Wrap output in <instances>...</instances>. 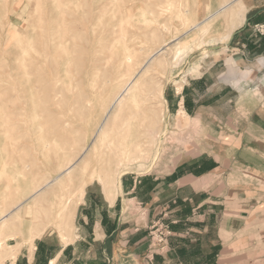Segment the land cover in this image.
I'll use <instances>...</instances> for the list:
<instances>
[{
	"label": "rangeland",
	"instance_id": "1",
	"mask_svg": "<svg viewBox=\"0 0 264 264\" xmlns=\"http://www.w3.org/2000/svg\"><path fill=\"white\" fill-rule=\"evenodd\" d=\"M57 1L58 0H0V105L2 103V106H0V170L4 168V165H6L8 170V172H5L0 178V206L2 210L8 211L13 208L22 199L21 197H23L24 200H22L25 201L27 196L23 195L24 191L18 193V185L23 188L29 186L30 182L28 183V179H30V181L34 180L32 181L33 187L44 184L48 179L56 176L61 169L69 164V162L75 160L82 153L84 148L88 145H92V147H90L87 156L84 158V162H81L76 168L72 182L62 188L58 187L53 189L52 186H50L51 188L48 187L37 196L38 203L36 206L32 204L34 200L30 199V204L25 205V208H27L26 210L25 208L24 210L21 208L19 212L11 216V219L8 220L6 224H1L0 222L1 262L9 256L6 239L9 236H13V234L15 235L18 229L20 231L23 227H26L27 230L31 228L29 231H35V235H39L48 226L60 228L65 217L62 218L63 215L59 213L65 211L63 208L64 206L67 205L66 207L69 208L70 204L76 203L77 210V208H81L80 206H84V204L88 207L101 208L105 206L106 202H114L118 194L122 193V187L119 189V181H123L125 175L130 176L133 172H147L153 170H158L160 174H165L189 157H193V160H197L201 163H203L205 158L209 160H214V157L216 159H223L226 153L221 151V149L227 144L230 145L232 142L235 143L236 129H230L228 127L223 128V123L221 121L212 122L213 129H215L216 132L203 128L199 122L188 124L186 121L188 118L187 112L191 114V111L187 107L179 108L177 104H173L177 101L176 93L182 92L181 89L187 79L198 77L201 75V72L211 70L212 74H214L222 69L225 55L224 52L221 51L223 50L221 48L227 45V42L224 43L222 38L230 27L234 30V27L237 26V24L236 26H231V20L227 13L229 9L220 12V14L217 13V15L212 16L203 25L197 28L190 29V27H192L193 24L203 21L217 11L220 6L231 0H115V2L118 3H115L114 0H101V2L99 0H59V3ZM74 1L76 2L73 3ZM62 2H64L63 5ZM165 2L166 4L172 2V9L170 10L164 7V11L161 13L160 7L163 3L165 4ZM77 3L78 5L81 3L80 6H82V9L79 8L80 6H78ZM95 4L96 6L93 7ZM166 4L164 6H167ZM239 4L240 3L234 2L231 8ZM73 5H77V7H73ZM70 6L72 8H70ZM115 8L117 9L116 11ZM149 9H153L151 13L155 16V20L153 15L149 14ZM78 11H81V13ZM144 11H146L148 17L153 19L156 23L153 22L152 24L154 25L151 24L150 27L144 28V30L140 28L142 26L140 25L141 22L137 21V26H135V28L124 23L129 31V35L131 32L138 31L139 33L141 30L142 32H148L151 29L156 30L158 32H156V37H153L154 40L150 39L151 42L149 43V46H151L154 51L159 50L163 43L175 38V36H177V41H172V45H169V47L165 49V53L160 52V54H157L158 56H156L155 60L160 61L155 63L154 70L152 69L148 72H151L150 74L146 73L144 77L145 82H143L140 87L137 99L131 101L129 103L130 105H126L123 110L119 111L118 118L115 121L117 126L115 127V125H113L112 128L108 130L106 136L97 138L94 143L96 131L113 95V91H111L109 86L102 87V82L104 80L103 75L114 71L113 64L115 61L113 59L112 62L105 63L99 61L95 64H91L88 62V57L91 52L96 51L99 53V56L109 55L111 53L112 42L119 37V27L116 26L119 25L118 22L123 17V14L126 16V20L130 19L135 21ZM60 12L62 14H60ZM137 12H139L138 15ZM99 16L101 18L105 17V19L99 20L101 19ZM129 16L132 17L128 18ZM97 17H99L98 20H96ZM62 19V24L66 25H63L64 27L61 24ZM92 25L98 30L95 37L91 36L92 33L90 28ZM258 25L264 24H254V30L264 35V31L261 30ZM186 31L189 33L187 32V34H185ZM31 36H33V38ZM143 37L142 35L141 38ZM51 38H53V40ZM94 38L96 43H94ZM29 39H31L30 42L34 43L30 45ZM49 39L50 41H48ZM62 39L68 41L66 42V47L63 46L62 51L60 50V54L63 55L62 57L64 58L72 56L73 59H75L73 61L76 62H71L70 64L71 74L69 75V79L68 77L64 79L67 82L63 80L56 84L55 77H57L58 72L57 64L51 60L53 57H50L48 63L43 65L44 70L35 65L33 58L38 55L37 52L45 55L48 51V47L50 48L53 42L57 43ZM176 42L183 43L184 45L187 44L188 50L186 51V48L184 52L176 55ZM21 43L23 46L20 45ZM38 43L40 47L37 45ZM75 46L77 49L74 51V48H76ZM105 46L106 48H101ZM190 47L192 49H190ZM34 49L37 50V52L35 51L37 54L36 56L34 55L35 53H33ZM119 49L121 50L123 47L120 46ZM68 50L69 52L67 53ZM20 51H22L23 56L20 54ZM18 52L19 55H17ZM16 55L17 57H15ZM24 55H26V57H24ZM29 55L33 57H29ZM21 56L25 59H27V57L30 58L27 59L28 61L26 63L29 70L22 65ZM16 60L18 66H16ZM4 61L7 62L5 63ZM12 62H15V67ZM19 64H21L20 67L23 69H19ZM95 70L99 82L96 79L97 82L92 79ZM30 74L34 76V79ZM84 77L87 78L85 79ZM11 78L12 81H10ZM17 79L18 82L20 81L21 85L16 82ZM70 81L72 83L75 81L76 83L72 84ZM4 82H11L13 84H6ZM23 82H27V84H23ZM68 83L71 85H68ZM90 84H95V88H93V86L90 87ZM72 85L74 88H72ZM23 86L27 87L25 90L26 92ZM66 86H68V90ZM19 87H21V89ZM69 88L72 89L70 90ZM160 88H163L162 95L160 94ZM42 89H44L43 92ZM73 89L75 90L73 91ZM21 90L23 93H21ZM29 90H32L31 93H28L30 92ZM37 90L40 92H36ZM23 94H27V98H25L26 96ZM57 94L59 96H57ZM44 99L45 102H43V105L42 101ZM57 99H60V102L57 101ZM36 100L37 102L33 103ZM28 105L31 106L30 109ZM181 110L185 111L187 117H184L185 119L182 121L178 118V114ZM64 112L66 113L64 114ZM33 114H35L34 118ZM126 120H128L131 125L128 123L125 126L124 122ZM36 123L39 126L36 127ZM228 123L231 125L232 121ZM119 127L123 131L120 130ZM3 130L5 131L3 132ZM40 131V135H43L42 137H38ZM55 136L56 138H54ZM248 139H250V142L253 141L251 137ZM254 140H257V138L255 137ZM45 142L48 144L47 146H44ZM249 144L251 145V143ZM257 144L264 147L263 136L257 140ZM158 146L161 147V150L160 148H156ZM2 148L6 150L4 151ZM64 150L65 152H63ZM53 152H55V154ZM58 153L61 154V157ZM251 153V151L245 153L244 158H251ZM49 154L51 156H49ZM228 155L230 156L232 154ZM58 159H60L61 162H59ZM85 160H88V162L85 163ZM83 164H85L86 167H82L81 165ZM260 165L264 167V159L262 158L260 159ZM155 166L157 167L155 168ZM17 173H20L17 178L19 184H16L13 177V175ZM114 177H116L117 181V192L115 198L112 199L105 184L108 181L112 182ZM244 180V187H251V176L245 175ZM231 182L235 184L234 179ZM261 183L263 184L260 185L262 189L264 188V182ZM82 186H85L84 193L80 194L79 189ZM59 189L61 191L57 192ZM65 189L68 192H65ZM52 190H54L53 195ZM63 194H67V196ZM62 202L63 204L61 205ZM116 204L121 210L122 203L120 200ZM32 208H34V210ZM123 210L127 212L138 211L135 204L128 205V203L124 204ZM156 222L168 225L171 230L170 224L162 218H157L152 221L148 228L149 243L143 254L145 264H154L157 255L162 256L170 251L172 230L171 234L168 236L167 246L165 248L160 247V249L155 252L153 259L151 261L148 260L150 245L152 242L156 241V229L152 226ZM263 228L264 225H259V227H257V230L260 229L259 233H257L255 229H253L251 233H246V235L251 238L252 234L256 232L253 236V241L242 250L238 249L235 253L230 251L225 258L224 264H264ZM8 230L11 231L8 234L5 233ZM157 244L159 245L158 242Z\"/></svg>",
	"mask_w": 264,
	"mask_h": 264
},
{
	"label": "crops",
	"instance_id": "2",
	"mask_svg": "<svg viewBox=\"0 0 264 264\" xmlns=\"http://www.w3.org/2000/svg\"><path fill=\"white\" fill-rule=\"evenodd\" d=\"M235 3L246 13L221 48L222 69L187 79L173 103L191 111H186L188 124L199 122L216 132L212 122L221 121L223 128L237 130L235 143L221 149L223 159L213 156L201 163L189 157L165 174L125 175L114 202L80 206L69 230L48 226L35 235L18 229L6 239L12 254L0 264H145L148 228L157 218L170 224L172 236L170 251L157 255L154 264H224L230 251L253 241L257 227L264 225V147L257 144L264 137V35L253 27L264 24V0ZM248 151L252 157L245 159ZM245 175L251 176V187H244ZM125 203L138 211L123 210ZM253 229L250 238L246 233Z\"/></svg>",
	"mask_w": 264,
	"mask_h": 264
},
{
	"label": "bare ground",
	"instance_id": "3",
	"mask_svg": "<svg viewBox=\"0 0 264 264\" xmlns=\"http://www.w3.org/2000/svg\"><path fill=\"white\" fill-rule=\"evenodd\" d=\"M48 1V0H47ZM65 1H67V0H65ZM87 1V0H86ZM94 1V0H93ZM96 1V0H95ZM100 2H101V0H99ZM98 1V2H99ZM104 1V0H103ZM111 1H113V0H111ZM117 1V0H116ZM169 1V0H168ZM58 3H59V0L57 1ZM76 1H74L73 3H75ZM114 2H115V0H114ZM113 2V3H114ZM234 2H236V0H231V1H229V2H227V3H225L224 5H222V6H220V8L217 10V11H215L214 13H212L209 17H207L206 19H204L203 21H201V22H199V23H197V24H193L192 25V23H191V25H192V27H190V29H192V28H197V27H199V26H201V25H203L208 19H210L212 16H215V15H217V13L218 14H220V12H223V11H226L227 9H229L228 10V14H229V17H230V20H231V26H236V24H239L240 22H242V20H244V17H245V12H246V9L244 8V6L243 5H236V6H234L233 8H231V6L233 5V3ZM48 3V2H47ZM46 3V4H47ZM63 3L64 2H62V5H63ZM88 3V2H87ZM115 3H118V2H115ZM114 3V4H115ZM93 4V3H92ZM120 4V3H119ZM164 4V3H163ZM162 4V6L160 7L161 8V13H163V8L165 7L166 9H172V5H173V3L172 2H169L168 4H166V2H165V4L167 5V6H164ZM60 5H61V1H60ZM77 5H78V3H77ZM77 5H73V7H77ZM80 5H81V3H80ZM80 5H78V6H80ZM111 5V4H110ZM116 5V4H115ZM161 5V4H160ZM159 5V6H160ZM94 6H96V4L95 5H93V7ZM103 6V5H102ZM131 6V5H130ZM56 7H57V5H56ZM85 7V6H84ZM98 7V6H97ZM120 7V6H119ZM63 8V7H62ZM70 8H72L71 6H70ZM69 8V9H70ZM79 8H81L82 9V6H80ZM100 8V7H99ZM111 8H112V6H111ZM116 8H117V6H116ZM115 8V11L117 10ZM131 8V7H130ZM129 8V9H130ZM231 8V9H230ZM49 9V8H48ZM54 9V8H53ZM59 9H61V8H59ZM64 9V8H63ZM67 9V8H66ZM65 9V10H66ZM102 9V8H101ZM106 9V8H105ZM143 9V8H142ZM141 9V10H142ZM75 10H77V9H75ZM80 10V9H79ZM110 10V9H109ZM150 10V9H149ZM148 10V12H150L149 14H151V15H153V13H151L152 11L151 10H153V9H151L150 11ZM83 11V10H82ZM85 11V10H84ZM138 11H140V10H138ZM143 11V10H142ZM78 12H80L81 13V11H78ZM88 12V11H87ZM105 12V11H104ZM103 12V13H104ZM122 12V11H121ZM130 12V11H129ZM170 12V11H169ZM36 13H37V11H36ZM55 13V12H54ZM138 13L139 12H137V15H138ZM165 13V12H164ZM60 14H62L61 12H60ZM59 14V15H60ZM159 14H160V12H159ZM100 15V14H99ZM103 15V14H102ZM106 15V14H105ZM115 15H116V13H115ZM120 15V14H119ZM118 15V16H119ZM61 16V15H60ZM157 16V15H156ZM52 17V16H51ZM50 17V18H51ZM100 17V16H99ZM99 17H97V19L96 20H98V18ZM113 17H117V16H113ZM132 16H129L128 18H131ZM152 17V16H151ZM155 16L153 15V18H154ZM80 18V17H79ZM101 18V17H100ZM37 19H39V18H37ZM81 19V18H80ZM104 20L105 19V17H103V18H101V19H99V20ZM122 19V20H121ZM120 19V21L118 22V24L119 25H117L116 27H119V31L120 32H118L119 33V37L117 38V39H115L113 42H112V46H111V53L109 54V55H107V56H99L98 54L99 53H97V51L96 52H91L90 53V56L88 57V62L89 63H91V64H95V63H97V62H99V61H103V62H112V60L114 59V61H115V63L113 64V72H111V73H105V75H103L104 77V80H103V82H102V87H104V86H109L110 88H111V91H113V95H112V99H111V101H110V103H109V106L106 108V110H105V113H104V117H103V119H102V121H101V123L99 124V126H98V129H97V131H96V135H95V138H94V143H95V140H97V138H99V137H101V136H106L107 135V132H108V130H110L111 128H112V126L113 125H115V127L117 126L116 124H115V121L117 120V118H118V115H119V111L120 110H123V108L127 105H130L129 103L131 102V101H133V100H136L137 99V97H138V94H139V91H140V87H141V85H142V83L143 82H145L144 81V77H145V75H146V73H148L150 70H152L153 68H154V65H155V63L156 62H159L160 60H155V58H156V56H158L157 54H160V52H164V51H166L165 49H167L168 47H169V45L171 46L172 44H171V42L172 41H174V40H176L177 39V36H175V38H172L171 40H169V41H166L165 43H163V45L159 48V50H157V51H154L152 48H151V46H149V43L151 42V40L150 39H152V40H154L153 39V37L155 36L156 37V34L158 33L156 30H150V31H146V32H142V30H144V28H147V27H150L151 26V24L154 22V20H155V18H154V20L153 19H150L149 17H148V15H147V12L146 11H144V12H142L141 14H140V16L138 17V19L137 20H135V21H133V20H130V19H128V20H126V16L123 14V17ZM225 19V18H224ZM49 21H50V19H49ZM62 21H63V19L61 20V24H62ZM137 21L138 22H141V24L140 25H142L140 28L142 29L141 30V32L139 31V33H138V31L137 32H131V34L129 35L128 33H129V31H128V29L125 27V25H124V23L125 24H129L132 28L134 27L135 28V26H137L136 25V23H137ZM159 21V20H158ZM43 22V21H42ZM96 22V21H95ZM64 23V22H63ZM154 23H156V22H154ZM38 24V23H37ZM94 24V23H93ZM111 24V23H110ZM117 24V23H116ZM39 25V24H38ZM50 25V24H49ZM64 24H62V26H63ZM112 25V24H111ZM152 25H154V24H152ZM157 25V24H156ZM190 25V24H189ZM40 26V25H39ZM64 26H66V25H64ZM63 26V27H64ZM50 27H52V26H50ZM112 27H113V25H112ZM116 27H114L115 29H118V28H116ZM35 28H37V27H35ZM139 28V29H140ZM187 28V27H186ZM235 28V27H234ZM50 29V28H49ZM48 29V30H49ZM91 36H93V37H95V35H96V33L98 32V30H97V28L95 27V26H91ZM109 29V28H108ZM38 30V29H37ZM52 30V29H51ZM61 30V29H60ZM186 30V29H185ZM189 30V29H188ZM232 27H230V29L228 30V32L227 33H225L224 34V36H223V38H222V40H223V42L225 43V42H227V41H229V38L231 37V34H232ZM50 31V30H49ZM64 31V30H63ZM108 31V30H107ZM35 32V31H34ZM51 32V31H50ZM72 32V31H71ZM157 32V33H156ZM187 32L188 31H186V33L185 34H187ZM37 33V32H36ZM45 33V32H44ZM49 33V32H48ZM113 33H114V31H113ZM189 33V32H188ZM57 34H60V33H57ZM81 34V33H80ZM37 35H39V34H37ZM37 35H36V37H37ZM45 35V34H44ZM43 35V36H44ZM61 35H62V33H61ZM77 35V34H76ZM144 36L143 38H141V36ZM26 36V35H25ZM41 36V35H40ZM47 36V35H46ZM60 36V35H59ZM32 38H33V36H31ZM49 37H50V35H49ZM78 37V36H77ZM97 37V36H96ZM154 37V38H155ZM38 38V37H37ZM40 38V37H39ZM62 38H63V35H62ZM52 40H53V38H51ZM108 39V38H107ZM178 39H180V38H178ZM22 40V39H21ZM30 40L31 39H29V43H30V45L32 44V43H34V42H30ZM81 40V39H80ZM86 40V39H85ZM188 40V39H187ZM20 41V40H19ZM28 41V40H27ZM32 41H33V39H32ZM48 41H50V39L48 40ZM68 41V40H67ZM66 40H60V41H58L57 43H55V42H53V44H52V46L49 48L48 47V51H47V53L45 54V55H42V54H39V52H37V50H33L34 52L33 53H35L34 55L36 56L37 54H36V52L38 53V55L36 56V57H34L33 58V61H34V63H35V65L38 67V68H42L43 69V65H46L47 63H48V60H49V58L50 57H53V59H51V60H53V62L55 63V64H57V77H55L56 78V84H57V82H61V81H63L66 77H68V79H69V75L71 74L70 72V64H71V62H76V61H73V60H75V59H73V57L72 56H65L66 58H64V57H62L63 55H61L60 54V50L62 51V47L63 46H65V45H67V42ZM87 41V40H86ZM97 41V40H96ZM177 41V40H176ZM40 42V41H39ZM72 42V41H71ZM102 42V41H101ZM107 42V41H106ZM183 42V41H182ZM50 43V42H49ZM87 43V42H86ZM94 43H96L95 42V38H94ZM100 43V42H99ZM88 44V43H87ZM176 44H177V47H176V55H178V53H182V52H184L185 51V49L188 47L187 46V44L186 45H184L183 43H178V42H176ZM21 46H23L22 45V43L20 44ZM38 46H39V43L37 44ZM72 45V44H71ZM104 45H105V43H104ZM151 45V44H150ZM28 46V45H27ZM48 46V45H47ZM97 46V45H96ZM123 47V49H119V47ZM191 46V45H190ZM209 46H211V45H209ZM217 46H219V45H217ZM30 47V46H29ZM28 47V48H29ZM36 47V46H35ZM40 47V46H39ZM66 47V46H65ZM76 47V46H75ZM85 47V46H84ZM99 47V46H98ZM117 47H118V49H117ZM214 47V46H213ZM34 48V47H33ZM32 48V49H33ZM95 48V47H94ZM101 48H106V46L105 47H101ZM100 48V49H101ZM75 49H77V47L76 48H74V51H75ZM110 49V48H109ZM190 49H192L191 47H190ZM24 50H26V49H24ZM23 50V51H24ZM31 50V49H30ZM38 50H39V48H38ZM70 50V49H69ZM69 50L67 51V53L69 52ZM93 50V49H92ZM96 50V49H95ZM98 50V49H97ZM108 50V49H107ZM188 50V48L186 49V51ZM32 51V50H31ZM36 51V52H35ZM80 51V50H79ZM99 51V50H98ZM100 51H102V50H100ZM153 51V52H152ZM191 51V50H190ZM207 51V50H206ZM21 53V55L23 56V54H22V51H20ZM77 52V51H76ZM89 52V51H88ZM87 52V53H88ZM29 53V52H28ZM64 53H66V52H64ZM78 53V52H77ZM165 53V52H164ZM63 54V53H62ZM17 55H19V52H18V54ZM17 55L15 56V57H17ZM4 56V55H3ZM7 56V55H6ZM21 56V58H22V65L24 66V68L26 67L27 69H28V66H26V63H27V59H30V58H28L27 57V59H25V58H23ZM42 56H43V58H42ZM146 56V57H145ZM175 56V55H174ZM2 57V56H1ZM15 57H13V58H15ZM24 57H26V55H24ZM29 57H33L32 55L30 56L29 55ZM5 58V57H4ZM60 58H62V59H60ZM76 58V57H75ZM14 60V59H13ZM25 60H26V62H25ZM20 61H21V59H20ZM2 62V61H1ZM5 63L7 62V61H4ZM3 62V63H4ZM83 62V61H82ZM13 63V62H12ZM16 63H17V60H16ZM14 64H15V62L13 63V66H14ZM80 64V63H79ZM20 65L21 64H19V69L21 68L20 67ZM112 65V64H111ZM12 66V67H13ZM16 66H18V63H17V65ZM22 66V67H23ZM42 66V67H41ZM106 66V65H105ZM15 67V66H14ZM14 69V68H13ZM21 69H23V68H21ZM62 69V70H61ZM6 70V69H5ZM29 70V69H28ZM44 70V69H43ZM154 70V69H153ZM13 71V70H12ZM46 71V70H45ZM86 71V70H85ZM21 72V71H20ZM19 72V73H20ZM28 72V71H27ZM93 72V71H92ZM91 72V73H92ZM105 72V71H104ZM109 72V71H108ZM14 73H16V72H14ZM22 73V72H21ZM151 73V72H150ZM150 73H148V74H150ZM13 74V73H12ZM23 74V73H22ZM100 74V73H99ZM15 75V74H14ZM20 75V74H19ZM28 75H29V73H28ZM31 75V74H30ZM54 75V74H53ZM86 75H87V73H86ZM1 76H3V75H1ZM32 76V78L34 77L33 75H31ZM81 77H83V76H81ZM13 78V77H12ZM12 78L10 79V81H12ZM20 78V77H19ZM18 78V79H19ZM73 78V77H72ZM85 78V77H84ZM87 78V77H86ZM85 78V79H86ZM97 72H96V70L93 72V75H92V79H96L97 80ZM0 79H1V77H0ZM18 79H17V83L18 84H20V81L18 82ZM31 79V78H30ZM34 79V78H33ZM76 79V78H75ZM74 79V80H75ZM91 79V78H90ZM13 80H14V78H13ZM21 80V79H20ZM32 80V79H31ZM72 80V79H71ZM95 80V81H96ZM3 81H4V79H3ZM28 81V80H27ZM30 81V80H29ZM33 81V80H32ZM51 81V80H50ZM53 81V80H52ZM98 82H99V80H97ZM96 81V82H97ZM34 82V81H33ZM38 82V81H37ZM40 82V81H39ZM64 82H67L66 80H64ZM71 82V81H70ZM91 82V81H90ZM3 83V82H2ZM4 83H6V82H4ZM11 82H8V83H6V84H10ZM24 83H26L27 84V82H23V84ZM30 83V82H29ZM52 83V82H51ZM72 83V82H71ZM73 83H76L75 81L73 82ZM72 83V84H73ZM89 83V82H88ZM92 83V82H91ZM11 84H13V83H11ZM17 84V85H18ZM48 84V83H47ZM59 84V83H58ZM62 84H65V83H62ZM16 85V86H17ZM21 85V84H20ZM33 85V84H32ZM68 85H71V84H69L68 83ZM95 85V84H94ZM94 85H91L90 84V87L91 86H93V88H95L94 87ZM14 86V85H13ZM29 86V85H28ZM57 86V85H56ZM98 86V85H97ZM1 87H2V85H1ZM25 89H24V91L26 90V88L27 87H25V86H23ZM22 87V88H23ZM30 87V86H29ZM35 87V86H34ZM44 87V86H43ZM42 87V88H43ZM67 87L68 86H66V89H67ZM20 89H21V87H19ZM45 88V87H44ZM55 88H57V87H55ZM72 88H74L73 87V85H72ZM72 88H69L70 90L72 89ZM76 88V87H75ZM79 88V87H78ZM35 89V88H34ZM33 89V90H34ZM46 89V88H45ZM65 89V90H66ZM68 90V89H67ZM69 90V91H70ZM75 89H73V91H74ZM93 90V89H92ZM14 91V90H13ZM22 91V90H21ZM30 92H28V93H31V91L32 90H29ZM39 90H37L36 92H38ZM44 91V89H42V92ZM105 91H106V89H105ZM26 92V91H25ZM24 92V93H25ZM33 92H35V91H33ZM35 92V93H36ZM40 92V91H39ZM21 93H23V91L21 92ZM55 93V92H54ZM162 93H163V88H160V94L162 95ZM42 94V93H41ZM46 94V93H45ZM62 94V93H61ZM95 94H97V93H95ZM23 95H25L24 97L25 98H27V94H23ZM23 95H22V97H23ZM30 95V94H29ZM42 95H44V94H42ZM38 96V95H37ZM57 96H59L58 94H57ZM42 97H44V96H42ZM30 98H31V95H30ZM46 98V97H45ZM48 98H50V97H48ZM47 98V99H48ZM20 99V98H19ZM32 99V98H31ZM38 99V98H37ZM24 100V99H23ZM49 100V99H48ZM60 99H57V101H59ZM29 101V100H28ZM32 102V101H31ZM35 102H37V100L36 101H34L33 103H35ZM43 102H45V99L42 101V104L44 105V103ZM60 102V101H59ZM78 102V101H77ZM135 102V101H134ZM58 103V102H57ZM60 104V103H59ZM59 104H57V105H59ZM91 104V103H90ZM133 104H135V103H133ZM42 105V106H43ZM132 105V104H131ZM0 106H2V103H1V105ZM30 105H28V107H29ZM37 106V105H36ZM1 108V107H0ZM25 108V107H24ZM31 108V106L29 107V109ZM28 109V108H27ZM38 109V108H37ZM23 110V109H22ZM33 110V109H32ZM31 111V110H30ZM81 111V110H80ZM21 112V111H20ZM24 112V111H23ZM36 112V111H35ZM37 113V112H36ZM66 112H64V114H65ZM78 113V112H77ZM2 114V113H1ZM67 114H69V113H67ZM34 115L35 114H33V118H34ZM37 115V114H36ZM32 117V116H31ZM43 117V116H42ZM71 117V116H70ZM187 118L186 117V115H185V111L184 110H181V112L178 114V118H179V120H183V119H185V118ZM44 118V117H43ZM39 119V118H38ZM68 119H69V116H68ZM81 119V118H80ZM1 120V119H0ZM71 120V119H70ZM78 120V119H77ZM39 121V120H38ZM2 122V121H1ZM5 123V122H4ZM38 123V122H37ZM35 124L36 125V127L37 126H39L38 124ZM125 126L129 123L128 122V120H126L125 122ZM67 124V123H66ZM66 124H65V126H66ZM130 124V123H129ZM131 125V124H130ZM44 126V125H43ZM68 126V125H67ZM69 127V126H68ZM123 127V126H122ZM128 127V126H127ZM126 127V128H127ZM39 128V127H38ZM120 128V127H119ZM129 128V127H128ZM6 129V128H5ZM65 129V128H64ZM125 129V128H124ZM120 130H122L121 128H120ZM5 130H3V132H4ZM50 131V130H49ZM123 131V130H122ZM126 131V130H125ZM36 133V132H35ZM120 133V132H119ZM124 133V132H123ZM129 133V132H128ZM39 135H38V137L39 136H41L40 134H41V131H40V133H38ZM67 134V133H66ZM130 134V133H129ZM50 135V134H49ZM126 135V134H125ZM43 136V135H42ZM41 136V137H42ZM68 136V135H67ZM127 136V135H126ZM7 137V136H6ZM40 137V138H41ZM54 138H56V136L54 137ZM66 138V137H65ZM164 138V137H163ZM164 140H165V138H164ZM6 141V140H5ZM42 141H43V139H42ZM45 141V140H44ZM47 141V140H46ZM49 143V142H48ZM57 143V142H56ZM68 143V142H67ZM126 143L128 144V142L126 141ZM52 144H53V142H52ZM48 144H46V142H45V144H44V146H47ZM56 145V144H55ZM58 145V144H57ZM90 147H92V145L91 146H87L86 148H84V150L82 151V153L75 159V160H73V161H71V162H69V164L68 165H66L63 169H61L60 170V172L59 173H57V175L56 176H54L53 178H50V179H48V181H46L44 184H42V185H38V186H35V187H33V183H32V181H34V180H32V181H30V179H28V183L30 182V185L29 186H27V187H21V186H19L18 185V193H20L21 191H24V196L26 195L27 197L25 198V201H23L24 199H23V197H21L22 199L13 207V208H11V209H9L8 211H3L2 210V207L0 206V222H1V224L2 223H7V221L8 220H10L11 219V216L12 215H14V214H16L17 212H19V210H21V208H23V210H24V208H25V205H28V204H30L29 203V201H30V199L32 200H34L33 201V206H36V204L38 203V195L41 193V192H43V191H45L48 187L49 188H51L50 186H52V188L54 189V188H58V187H60V188H62V187H64L65 185H67L68 183H70V182H72V180H73V178H74V173H75V171H76V168L79 166V164H81V162L83 163L84 161V158L87 156V153H88V151H89V149H90ZM61 148V147H60ZM157 149L158 148H160V150H161V147H156ZM2 149H4V148H2ZM58 150H60L59 148H57ZM6 149H4V151H5ZM58 152V151H57ZM63 152H65V150L63 151ZM161 152V151H160ZM6 153V152H5ZM54 154H55V152H53ZM62 153V152H61ZM59 154V153H58ZM64 154V153H63ZM61 154H59V156H60ZM49 156H51L50 154H49ZM55 156H57V155H55ZM61 157V156H60ZM59 157V158H60ZM51 158V157H50ZM57 158V157H56ZM63 159H64V157H63ZM52 160H54V159H52ZM59 160V162H61L60 161V159H58ZM5 161V160H4ZM53 162V161H52ZM86 162H88V160H85V163ZM54 163V162H53ZM4 164H5V162H4ZM55 165V164H54ZM8 166V165H7ZM13 166V165H12ZM82 167L83 166H85V164H83V165H81ZM3 167V166H2ZM86 167V166H85ZM5 172H8V170H7V168H6V165H4V168L3 169H1L0 170V178L4 175V173ZM20 175V173H17L16 175H13V177H14V180H15V182H16V184H19V182H17V178H18V176ZM116 177H114L113 178V180H112V182L111 181H108L106 184H105V187L107 188V190H108V192H109V194H111V198L112 199H114L115 198V196H116V192H117V186H116ZM85 185V184H84ZM70 186V185H69ZM84 187L85 186H82V187H80V189H79V193L80 194H83L84 193ZM67 189V188H66ZM66 189H65V192H68V191H66ZM1 190V189H0ZM56 190V189H55ZM67 190H70V189H67ZM27 191V192H26ZM51 191V190H50ZM53 191L54 190H52V195H53ZM59 191H61L60 189L59 190H57V192H59ZM22 193V192H21ZM45 193V192H44ZM63 195H66L67 196V194H63ZM62 195V196H63ZM69 195V194H68ZM40 196H42V195H40ZM61 196V195H60ZM78 196V195H77ZM65 197V196H64ZM58 198V197H57ZM67 198V197H66ZM76 198V197H75ZM59 199V198H58ZM46 200V199H45ZM57 200V199H56ZM65 200V199H64ZM64 200H62V201H64ZM79 200H80V197H79ZM72 201V200H71ZM74 201V200H73ZM45 202V201H44ZM54 202V201H53ZM40 203V202H39ZM65 203V202H64ZM53 204V203H52ZM63 204V202L61 203V205ZM60 205V206H61ZM30 206H32V205H30ZM52 206V205H51ZM67 206V205H66ZM66 206H64L63 208L65 209V211L63 212V213H59V214H61V215H63L62 216V218L63 217H65V219H63V221H62V228L63 229H66V230H69L70 228H72L71 226H72V219H73V216H74V213H75V211H76V207H77V204L76 203H73V204H70V206H69V208H67ZM44 207V206H43ZM30 208V207H29ZM36 208V207H35ZM39 208V207H38ZM27 208H25V210H26ZM33 210H34V208H32ZM37 209V208H36ZM50 209V208H49ZM48 209V210H49ZM58 209H59V207H58ZM66 209H67V211H66ZM51 210V209H50ZM39 211V210H38ZM43 212L45 213V211L43 210ZM26 216V215H25ZM53 219H54V217H53ZM59 220V219H58ZM60 223V222H59ZM54 224V223H53ZM58 225V224H57ZM44 226V225H43ZM33 227V226H32ZM31 229V228H30ZM29 229V230H30ZM33 230V229H32ZM14 235V234H13ZM30 235H31V233H30ZM10 237V236H9ZM6 238V237H5ZM11 238V237H10ZM8 239V238H7ZM11 239H13V238H11ZM28 240V239H27ZM30 240V239H29ZM28 240V241H29ZM32 241H34V239H32ZM13 250V249H12ZM11 250H9V253L10 254H12L11 252H10ZM8 252V251H7ZM15 256V255H14Z\"/></svg>",
	"mask_w": 264,
	"mask_h": 264
},
{
	"label": "built area",
	"instance_id": "4",
	"mask_svg": "<svg viewBox=\"0 0 264 264\" xmlns=\"http://www.w3.org/2000/svg\"><path fill=\"white\" fill-rule=\"evenodd\" d=\"M261 30L264 31V25H258ZM156 229V241L152 242L150 245V252L148 255V260L151 261L154 257L155 252H157L160 247L165 248L168 242V236L171 234V230L168 225L160 222H156L152 225ZM159 243V245L157 244Z\"/></svg>",
	"mask_w": 264,
	"mask_h": 264
}]
</instances>
